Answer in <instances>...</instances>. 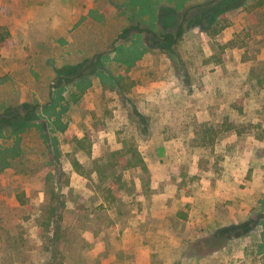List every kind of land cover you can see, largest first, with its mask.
I'll list each match as a JSON object with an SVG mask.
<instances>
[{
	"label": "rangeland",
	"instance_id": "1",
	"mask_svg": "<svg viewBox=\"0 0 264 264\" xmlns=\"http://www.w3.org/2000/svg\"><path fill=\"white\" fill-rule=\"evenodd\" d=\"M0 32V116L33 108L0 128V264H264V0H0Z\"/></svg>",
	"mask_w": 264,
	"mask_h": 264
},
{
	"label": "trees",
	"instance_id": "2",
	"mask_svg": "<svg viewBox=\"0 0 264 264\" xmlns=\"http://www.w3.org/2000/svg\"><path fill=\"white\" fill-rule=\"evenodd\" d=\"M184 31H185V25L182 22L178 23L174 29L171 30L164 29L162 31H155L148 27L141 26L140 24H133L124 27L118 35L119 38H127L130 34L135 32L144 33L147 34L149 38H151L154 44H157L159 47H161V49L170 50L171 47H173L174 45L178 44L181 41ZM6 40H7L6 33L0 32V43L5 42ZM68 81H70L69 77L66 78L60 77L55 81L54 85L59 86L63 82H68ZM32 115H33V108L28 109L22 115L14 114L10 116H0V128L10 127L12 131L22 130L26 125L30 124V122L33 120ZM74 140L78 146L83 147V140L81 138H75ZM127 151L130 153L129 159L126 162L127 165L140 166L142 168H145L143 158L136 149H134L132 146L129 145L127 146ZM116 152H120V151H116ZM53 153L56 154L55 149H53ZM73 164L78 165L77 161H74ZM53 214L55 215L56 220H58L59 216H57V214H55L54 212ZM57 227H58L57 224L51 226L52 229L51 237H50L51 242H52V237L57 235ZM217 247H219V245H217L214 248Z\"/></svg>",
	"mask_w": 264,
	"mask_h": 264
},
{
	"label": "crops",
	"instance_id": "3",
	"mask_svg": "<svg viewBox=\"0 0 264 264\" xmlns=\"http://www.w3.org/2000/svg\"><path fill=\"white\" fill-rule=\"evenodd\" d=\"M153 193H155V192H153ZM161 195H162L161 193L158 194V196H161ZM154 198H156V197H154ZM167 212L168 211H166V209H158V208L153 207V208H151V211L148 214L151 215L154 218V216L156 217V216H160V215H167ZM198 262L202 263L203 261L199 260ZM169 263H172V262H169Z\"/></svg>",
	"mask_w": 264,
	"mask_h": 264
}]
</instances>
